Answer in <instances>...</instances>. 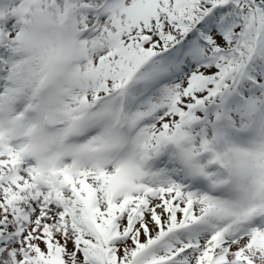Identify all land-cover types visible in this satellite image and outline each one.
I'll list each match as a JSON object with an SVG mask.
<instances>
[{
	"label": "snow or ice",
	"instance_id": "1",
	"mask_svg": "<svg viewBox=\"0 0 264 264\" xmlns=\"http://www.w3.org/2000/svg\"><path fill=\"white\" fill-rule=\"evenodd\" d=\"M0 264H264V0H0Z\"/></svg>",
	"mask_w": 264,
	"mask_h": 264
}]
</instances>
